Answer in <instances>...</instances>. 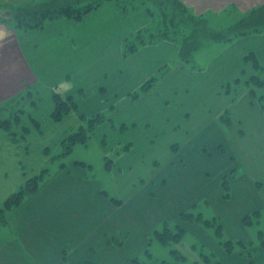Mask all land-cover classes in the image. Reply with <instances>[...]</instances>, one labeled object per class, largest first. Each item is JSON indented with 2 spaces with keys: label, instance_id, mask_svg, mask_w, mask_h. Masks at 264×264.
<instances>
[{
  "label": "rangeland",
  "instance_id": "374dc122",
  "mask_svg": "<svg viewBox=\"0 0 264 264\" xmlns=\"http://www.w3.org/2000/svg\"><path fill=\"white\" fill-rule=\"evenodd\" d=\"M44 1L48 0H0V20L8 19L6 12H9L10 16L14 11L32 8ZM125 1L132 8L144 5L140 3L141 0ZM162 1L167 15L168 9L165 5L167 0H160L157 3L160 4ZM148 3L158 14L161 13L156 8L157 4L154 6ZM225 13L227 14L219 15L215 19H205L206 25L214 30L221 29L238 21L243 14L231 8ZM130 40L133 41L132 38ZM219 43L221 45L205 42L187 63L189 68L195 71L206 68L210 60L219 56L224 42ZM178 62L176 56L168 65L173 68ZM251 73L250 70L243 73L238 77L240 78L238 84L230 83L227 88L224 85L217 94L206 92L205 90L209 89H204L203 84H195V90L202 93L198 95V100L201 101H194L196 104L191 105V108L188 104V112L185 117L179 119L176 118L178 117L175 115L176 112L172 111L186 108V104L179 101L180 97L191 96L192 100L197 95L191 88L190 93L187 91L175 93V101L171 99L158 104L157 99L161 96L157 94L161 91L156 89L149 96H140L138 99L132 98L131 95L113 99L111 93L107 92L103 99L95 100L93 105L87 103L94 99L95 96L92 98V95L96 94L95 91L86 92L87 95H79L85 101L83 103L79 99L80 109L76 112L70 111L60 121H54L50 116L53 109L52 93L57 92L62 96L69 94L66 84L56 87L43 85L37 92L33 88L25 89L16 99L15 106H10L13 109L9 108L0 113V117L10 119V130L16 135L15 137L0 129V206L9 194L18 190L27 178L40 172L42 168H49L53 177L63 169L61 172L65 174L64 179L80 174L86 181L84 185H90L85 187L87 192H84L83 202L89 204L87 207L95 204L96 199V205H99L96 206L97 209L96 207L93 209L92 217L95 213L96 221L91 227H76L74 213L68 211V219L62 224H57V229H54L61 238L67 233L65 239L67 244L61 247L69 248L71 244L72 252L84 256L85 263L132 264V259L136 256L140 263L145 264H151L152 260L173 263L176 258L170 250L182 253L191 261L193 237L198 238L192 231L199 232L200 241L195 240L196 250L199 251V247L202 246L203 253L212 259H215L213 257L219 259L217 254L223 253L224 248L219 245L213 228L211 227L212 231L204 232L197 226L185 222L179 214L190 209L195 202L198 206L195 210L191 208L194 212L201 211L206 218L220 215L213 220L214 225L226 222L227 230L224 233L222 228L224 234L220 240L228 239L230 232L239 231L235 224V215L230 212V208L225 209L223 205L225 203L220 201L222 198L220 180L226 174L228 176L235 172L236 176L242 174L240 177L242 180L245 179V185L239 186L242 180L239 183L228 178L229 186L231 187L232 183L236 188L233 198L232 195L230 197L232 202L227 203L238 204L236 200L238 197L242 210H248L246 205L252 204L248 199V192L253 191L251 185L253 180H264V125L258 126L255 123L258 117L264 119V116L253 114L254 109L261 107V104L248 94V96L245 94V97L241 96L246 93L244 82ZM204 75L199 74L196 79ZM259 76L264 78V70ZM263 92L264 87L257 90L258 95ZM114 103L115 107L111 109ZM225 107L230 110L228 124H224L219 118ZM19 109L23 111L17 114ZM96 110H102L99 112L105 115L106 121L93 127L86 144H76L70 154L56 156L61 152V139L79 126H87V119L94 115L92 112ZM146 111H150V114ZM79 114L85 115V118L79 117ZM167 114L172 115L169 121L164 117ZM17 115L19 119L15 120ZM32 118L39 121L40 130L31 121ZM179 120L183 121L176 125L175 122ZM202 120H207L204 127L198 125ZM107 159H111L112 162ZM75 161H83L88 167L80 165L76 167ZM61 163L65 165L63 168L60 166ZM105 166H109L110 169H106ZM235 166L237 168L230 172ZM95 184L107 193L106 197L101 194L99 196L96 191L92 195L90 187L96 186ZM112 197L120 199L122 203L114 205L109 200ZM235 212L236 215L241 213L240 210ZM50 215L58 217L55 211ZM19 217L17 215L16 220ZM83 217L84 221L89 219V210L84 212ZM9 219L11 223L8 226H0V231L4 239L19 236L20 240L15 246L18 245L19 249L24 251V247L20 245L22 235L15 225L14 213ZM165 221L168 230L163 232L166 228ZM174 222L187 230L184 238L178 243L171 241L166 246L158 243L153 228L158 229L162 236H167L176 232ZM259 229L264 235V207L260 211L258 221L254 220L253 226L247 229L254 243L258 241ZM79 236L82 238L73 245L74 239ZM30 241L33 243L35 240L31 237ZM43 248L40 247L38 250ZM62 248L57 251L62 252ZM95 252H98L97 255ZM99 255L100 258L97 259ZM224 258L226 262L223 264H231L232 260H238L236 256ZM241 262L244 264V260Z\"/></svg>",
  "mask_w": 264,
  "mask_h": 264
},
{
  "label": "crops",
  "instance_id": "0c3cea01",
  "mask_svg": "<svg viewBox=\"0 0 264 264\" xmlns=\"http://www.w3.org/2000/svg\"><path fill=\"white\" fill-rule=\"evenodd\" d=\"M180 1L192 13L206 19H215L219 15L227 14L225 12L230 8L242 14L255 6L264 4V0ZM149 21L150 16L144 7L129 11L123 9L114 0L102 2L78 21L60 18L49 22L43 28L21 30L14 28L6 20H0V113L9 108L13 109L10 106H15L16 99L25 89L33 88L37 92V89L43 85L56 87L66 84L67 91H70L78 104V109H80L78 101L82 95H87L86 92L95 91L96 93L92 95V98L95 97L87 105H93L95 100L103 99L107 92L111 93L113 99H121L138 89L147 78L164 69V74L159 77L154 86L140 96H149L156 89V91H161L157 94L161 96L157 99V104L158 102L165 103L171 99L175 101V93L178 91L190 93L191 88L197 94L192 98L194 100H191V96L189 98L180 97L179 101L185 103L186 108L172 111L176 112L175 115H178L176 118L179 119L185 117L188 112V104L191 108V105L196 104L194 101H201L198 100V95L202 93L200 90H195V84H203L204 89H209V91L205 90L206 92L217 94L221 91V87L227 83H233L248 70L253 73L252 64L245 60L247 53H252L264 66V31L246 34L222 44L219 56L210 60L207 67L204 68L205 70L202 69L203 71L190 69L187 62H183L179 58V44L169 40L140 44L134 52L123 55L125 40L147 27ZM211 43L221 45L219 42ZM176 56H178L179 62L170 68L169 61ZM199 74L205 75L196 79ZM80 94L81 96H79ZM245 94L248 93L241 96L245 97ZM80 101L85 103L84 99ZM114 107L115 103L111 109ZM262 107L254 109L253 114L264 116ZM238 110L236 107V111ZM99 111L102 110L92 113ZM146 112L150 114V111ZM164 117L169 121L172 115L167 114ZM183 120L176 121L175 124L178 125ZM206 121L202 120L198 125L204 127ZM255 123L258 126L264 125V119L258 117ZM236 168V166L231 168L230 172ZM61 171L63 169L57 172L56 177L50 173L40 184L38 190L29 196L16 209L17 211L13 212L15 225L22 235L20 245L24 247V251H21L18 245L15 246V243L20 240L19 236L4 239L0 231V264H88L85 263L84 256L72 252L71 244L69 248L61 247L63 244H67L65 240L67 233L64 238H61V236H57L58 232L54 229H57V224H62L65 219H68V211L74 213L76 227H91L92 223L96 221L95 213L94 218L92 217L93 209L99 205H96L97 199L95 204H91L90 207H87L88 203L83 202L84 192H87L85 187L90 185H84L86 181L80 174L64 179L65 174ZM235 173L234 176L229 175L230 179L240 183L242 174L236 176ZM238 177H240L239 180H237ZM244 181L245 179L239 186L245 185ZM253 181V184L251 183L253 191L248 192V199L252 202V204L246 205L248 210H242L238 197L236 199L238 204L227 205L232 202L235 184L231 183L230 187L232 197L220 200L225 203L223 204L225 209L230 208V212L235 215V224L239 230L230 232L231 235L228 239L231 241L241 240L249 247L236 248L230 253L223 249L222 255L217 254L219 259L213 257L215 259L209 262H203L199 257V251L196 250V247H192L191 261L186 260L181 264H223L226 262L223 260L224 257L235 256L238 260H232L231 264H242V260H244V264H249L248 252L252 253L253 264H264V246H259L258 241L252 242L247 229L253 224L247 226L243 222L245 215L254 211L260 212L264 207V180ZM257 182H260L262 186L257 187ZM95 185H91L90 192L93 195L96 191L100 196L101 188L97 184ZM92 198L94 199V197ZM69 205L70 207H68ZM87 210L90 212V217L84 221V212ZM217 210L220 211V208ZM236 210H240L241 213L236 215ZM54 211L58 216L56 218L50 215ZM12 214L9 215L10 218ZM17 215L20 216L18 220H16ZM217 216L220 217L219 214ZM9 223H11V219H9ZM189 224L197 226L204 232L211 230V228L198 223ZM225 224L222 223L224 233L227 230ZM193 232L198 237L197 239L193 237V244H195V240L200 241L199 232ZM31 237L36 241L33 242L34 244L30 241ZM81 238L82 236H79L74 239L73 245L78 243L77 241ZM44 246L46 247L43 248ZM40 247L43 250H38ZM61 248L62 252L57 251ZM97 253L95 252V255ZM99 258L100 255L97 259Z\"/></svg>",
  "mask_w": 264,
  "mask_h": 264
},
{
  "label": "trees",
  "instance_id": "16d2710c",
  "mask_svg": "<svg viewBox=\"0 0 264 264\" xmlns=\"http://www.w3.org/2000/svg\"><path fill=\"white\" fill-rule=\"evenodd\" d=\"M104 1L106 0H48L39 3L32 8L21 10L19 9L16 12L14 11L10 16L8 15V19L4 20H8L14 28H19L21 30L43 28L49 22L60 18L78 21L82 19L85 14L97 8ZM114 1H117L123 9L129 11L144 7L150 16V21L147 27L133 34V36L131 37L133 41H131L130 39L125 40L123 55H128L129 53L134 52L140 44L169 40L179 44V58L183 62L188 63L192 60L194 53L200 47H202L205 42L227 43L246 34L256 32L259 33L264 31V4L255 6L246 11L235 23L230 24L227 27L214 30L206 25L205 17L192 13L180 0H167L165 2V5L168 9L167 15L163 1L160 4L157 3L160 0H141L140 3L144 5H136L133 8L132 6H130V8L126 3L127 1L125 0ZM148 2H150L154 6H156L157 4L158 7L156 8L161 13L158 14V12L155 11L156 9H153L151 5L149 7ZM159 25L160 27H158ZM245 60L247 62H250L253 68V73H251V75L248 76V78L244 82L247 88L246 92L249 96L255 98L256 101L261 104V106H264V92L260 95L257 94V90L264 87V78H261L259 76L260 72L264 70V66L259 63L258 59L252 53L245 54ZM163 72L165 71H162L160 74H154L147 78L139 86L138 89L134 90L130 94L132 98L138 99L141 94L148 92L154 86L159 77L164 74ZM239 82L240 78H237L233 81V84H238ZM229 85L230 83H227L225 88H227ZM69 94H65L64 96H62V94L57 92L52 93L53 109L50 113V116L54 121L62 120L70 111H78L77 102L72 97V95ZM22 111V109H19L17 111V114L21 113ZM79 117L85 118V115L79 114ZM219 118L220 121L224 124L230 123V110L226 108L223 111V114L219 116ZM18 119L19 117L17 115L15 117V120ZM106 119L107 118H105V115H103L101 112L95 113L94 115L90 116L87 119V126H79L75 131L67 134L66 136H64V138L61 139V152L56 156H66L72 152L73 147L76 144H86V142L90 138V131H92L93 127H96L97 125L105 122ZM31 121H33L36 128L40 130L39 121L35 118H32ZM9 124V118L0 117V129H4L9 132V134L14 135V132H11L10 130ZM14 136L16 137V135ZM173 147H175V145ZM45 153L48 154L47 152ZM107 160L112 162L111 159ZM74 163L76 166H87V164L83 161H75ZM60 166L63 168L65 165L61 163ZM105 168L108 170L110 169L109 166H105ZM233 171L234 170H231V172ZM231 174L234 176V173ZM49 175V168H42L40 172L33 175L32 177L27 178L18 190L9 194L4 199L2 205L0 206V226H8L10 224L9 215L19 206H21V204L29 196L35 193L38 190L40 184ZM228 178L230 177L226 175L223 176L220 180V188L222 190L223 199H229L231 197ZM256 185L257 187L262 186L260 182H257ZM99 191V193L104 197L107 196V193L102 189H100ZM109 200L117 206L122 203L120 199L114 197L110 198ZM197 206V203H193L191 205V208H194L195 210ZM191 208L182 211L179 214V217L187 223H198L207 228L212 227L214 235L218 238L220 246H222L225 251L230 253L235 248L245 249L249 247L248 245H245L241 240H220V238H222L223 236V226L220 223L214 225L213 221L218 217L212 216L211 218H206L204 217L203 212H194ZM259 215V211L249 213L244 216L243 222L247 224V226H251L254 220L258 221ZM164 224L166 226V221L164 222ZM174 227L176 229V232L167 236H162L161 233L158 232V229L153 228V233L158 243L166 246L171 241L177 243L180 242L187 234V230L176 222H174ZM167 230L168 228L166 226L165 231L163 232H166ZM263 236L264 235L262 230L259 229L257 231L259 246H264ZM192 247H197L196 243L192 244ZM144 250L147 254H150L147 249ZM170 252L176 258L175 262L172 263L166 260H161V262L156 260L155 262L154 260H152L150 261L152 262L151 264H181L182 262L188 260L187 256L183 255L182 253H177L178 251L176 250H170ZM247 256L250 258L249 264H253L252 253L248 252ZM199 257L203 262H209L210 260H212V258L208 254L203 253L202 246L199 247ZM149 260L151 259L149 258ZM132 264H145V262L140 263L139 259L136 256L132 259Z\"/></svg>",
  "mask_w": 264,
  "mask_h": 264
},
{
  "label": "water",
  "instance_id": "95a60500",
  "mask_svg": "<svg viewBox=\"0 0 264 264\" xmlns=\"http://www.w3.org/2000/svg\"><path fill=\"white\" fill-rule=\"evenodd\" d=\"M7 13V15H9V12H6Z\"/></svg>",
  "mask_w": 264,
  "mask_h": 264
}]
</instances>
